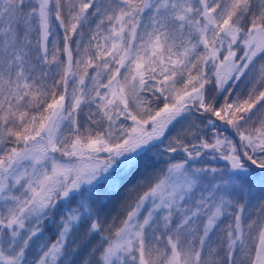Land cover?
I'll return each mask as SVG.
<instances>
[{
  "label": "snow or ice",
  "instance_id": "snow-or-ice-1",
  "mask_svg": "<svg viewBox=\"0 0 264 264\" xmlns=\"http://www.w3.org/2000/svg\"><path fill=\"white\" fill-rule=\"evenodd\" d=\"M0 264H264V0H0Z\"/></svg>",
  "mask_w": 264,
  "mask_h": 264
}]
</instances>
